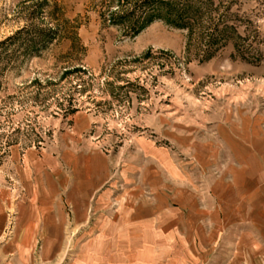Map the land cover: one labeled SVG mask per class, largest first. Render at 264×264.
<instances>
[{
	"label": "rangeland",
	"instance_id": "obj_1",
	"mask_svg": "<svg viewBox=\"0 0 264 264\" xmlns=\"http://www.w3.org/2000/svg\"><path fill=\"white\" fill-rule=\"evenodd\" d=\"M139 2L0 0V264L20 233L22 257L33 244L50 264L57 239L66 264L152 198L174 217L160 207L155 226L179 231L159 264H264V0H192L190 28L109 21ZM77 178L107 196L81 220L65 201ZM30 183L57 186L53 214L30 217Z\"/></svg>",
	"mask_w": 264,
	"mask_h": 264
},
{
	"label": "crops",
	"instance_id": "obj_2",
	"mask_svg": "<svg viewBox=\"0 0 264 264\" xmlns=\"http://www.w3.org/2000/svg\"><path fill=\"white\" fill-rule=\"evenodd\" d=\"M89 176L92 177L91 170H89ZM97 186L98 181L92 178H77L65 192V201L71 206L72 216L76 220L84 219L88 204L94 200ZM56 188L57 186H44L39 183L28 185L29 196L25 202V209L33 220L38 219L41 212L53 214L50 207L53 199L57 197ZM106 197V194L98 196L93 204L103 205ZM7 201V197L0 193V237H2L5 211L8 208ZM162 205L163 203L156 202L155 198L151 201L140 200L136 203L131 200L125 201L121 207L122 210L110 213V217L103 218V222L97 225V237L101 236V238H97L90 248L82 250L66 264H159L158 254L171 247L174 242L172 237L179 232L176 227L158 228L155 226V220L158 219L157 215L160 214L159 209ZM164 209L168 212V208ZM168 213H170L168 216H171L168 221H171L173 225V211ZM58 218L63 219V214H59ZM32 234L34 235L33 232ZM21 236L22 233L13 242H8L12 245L10 249L17 250V255L13 256L16 257L15 260L8 264L34 263L35 255L31 251L33 244H28L27 252H23V256L26 255L25 258L20 255L25 247ZM104 236L108 238L106 244L103 245ZM63 249V243L54 239L52 244L42 250L40 259L50 264L54 260L59 261Z\"/></svg>",
	"mask_w": 264,
	"mask_h": 264
},
{
	"label": "trees",
	"instance_id": "obj_3",
	"mask_svg": "<svg viewBox=\"0 0 264 264\" xmlns=\"http://www.w3.org/2000/svg\"><path fill=\"white\" fill-rule=\"evenodd\" d=\"M192 0H140L135 13L134 8L124 12H114L109 21L127 28L130 34H137L154 20H162L166 24L179 28H190L195 18ZM213 43V41H209Z\"/></svg>",
	"mask_w": 264,
	"mask_h": 264
}]
</instances>
